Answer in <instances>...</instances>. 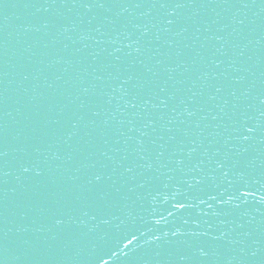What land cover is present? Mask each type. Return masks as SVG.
I'll list each match as a JSON object with an SVG mask.
<instances>
[{
  "label": "water",
  "instance_id": "obj_1",
  "mask_svg": "<svg viewBox=\"0 0 264 264\" xmlns=\"http://www.w3.org/2000/svg\"><path fill=\"white\" fill-rule=\"evenodd\" d=\"M44 2L0 0V264H264V137L242 143L233 131L245 117L264 125V0H210L173 15ZM133 95L136 109L126 105ZM189 147L206 184L233 198L229 215L200 217L199 229L172 207L176 154ZM225 158L244 173L231 185L215 171ZM97 172L111 176L102 200L85 191ZM177 228L186 235L173 237Z\"/></svg>",
  "mask_w": 264,
  "mask_h": 264
},
{
  "label": "snow or ice",
  "instance_id": "obj_2",
  "mask_svg": "<svg viewBox=\"0 0 264 264\" xmlns=\"http://www.w3.org/2000/svg\"><path fill=\"white\" fill-rule=\"evenodd\" d=\"M225 3H227V0H225ZM57 4V0H45L44 3L39 4L38 6L41 8H44L47 10L48 8H51ZM69 0H60V6H68ZM31 6L36 7V4H32ZM71 6L73 7H82L86 9H93V8H100V9H110L113 7H120L125 10H127L130 7L135 8H160V9H169V15L175 14V11L178 9H182L185 7H207L210 6V0H201L200 3H197V0H71ZM245 7H247V4H244ZM166 23L171 26L174 21L172 19H168ZM167 31V29H165ZM142 35H147V29L142 33ZM82 39L86 38V36L82 35ZM137 45L139 44V40L135 41ZM127 47L131 48L132 45L128 44ZM116 52H119L120 49L117 48L115 50ZM141 49L140 47L135 48L136 53H140ZM131 53H129L130 55ZM117 60L120 59L119 56L116 57ZM132 77H128L125 79H121L120 83L118 85L117 91H120L123 96H128L130 94V89L126 87L129 85ZM165 88H161V91H165ZM85 91H87L85 89ZM217 92L220 91L219 88L216 89ZM137 97L135 95L132 96L130 100L126 101V105L131 109L137 108V103L135 102ZM260 104L264 105V98L260 99ZM150 101L145 100L144 104L145 106L149 104ZM161 104H164V101H161ZM185 113L189 116H195L196 113L194 111L189 110L187 107L184 109ZM262 117H264V111L260 113ZM212 119H216L215 116L212 117ZM154 121L152 119H149L147 123L145 124V127H151L153 126ZM76 125L74 124L73 127ZM171 131V129H169ZM233 131L236 134V138L240 140L242 143H248L252 140H254L259 133L262 137H264V125L260 123V121L251 122L250 117H245L239 122L236 123V127H234ZM146 135L142 133V136ZM174 139V137H173ZM192 144H195L196 141H191ZM136 144L139 146L136 151L139 154L140 161H143L139 165V167L145 169L146 171H150L153 168V165L151 162H148L147 157L143 154L145 152L144 148V140L143 139H137ZM161 150L156 153V159L160 160L165 156V150L164 145H161ZM247 149H243L242 152H246ZM197 154V148L196 147H189L188 150L185 152L183 149L180 150L178 154H176L175 164H176V171L181 173V180L178 182L179 187L177 188V191L175 195L173 196L174 203H172V207L174 209H183L184 212L187 214L188 218L196 217L197 219H193V224L196 226L197 229L200 227L199 219L200 217H221L229 215L230 213L227 211H223L225 206L232 205V196L227 193V190L224 191L220 190H214L219 189V185H208L206 184V176L204 173V169L201 167L203 164L202 160H199L196 156ZM207 154V149H205L203 155ZM7 153L0 150V158L6 156ZM216 155H219V151H217ZM187 159V163H186ZM215 163V171H219L221 173V176L227 180L228 184H232V179H230V176L240 175L243 177L244 173L235 171V169L239 165V161H234L232 163H229L227 161V158L225 159H217L214 161ZM188 165H191L190 168H188V171L185 172V168L188 167ZM123 167V165H120ZM38 169V167H35ZM23 171L25 173H29L34 171V168L24 166ZM134 169L133 167H124V173L131 174L133 173ZM0 172H2V168H0ZM188 173H193L192 175L188 176ZM6 174V173H5ZM35 174L39 176L41 174L40 171H35ZM187 177V178H185ZM111 176H106L103 172H97L94 173L91 178L87 182V187L85 191H93L96 194L97 199H104V189L103 185L106 180H110ZM182 185H186V187H182ZM141 187L144 185L141 184ZM187 189V191H182L181 189ZM117 191H119L117 189ZM175 196L181 197L180 199H175ZM227 196V199L225 198ZM201 205H206L207 210L201 207ZM236 208H239V205H235ZM173 213L170 212L169 215H172ZM62 217H57L55 220V223L57 225L63 224ZM207 223V219L204 221ZM183 223L187 224L188 219H183ZM193 236H200V235H207V233L199 232V231H192L188 233ZM173 237H181L186 235L185 232H183L180 228H177L175 231L171 233ZM156 239H160V237H156ZM215 240H219L220 237H213ZM207 252L201 248L200 249V255L201 256H207Z\"/></svg>",
  "mask_w": 264,
  "mask_h": 264
}]
</instances>
